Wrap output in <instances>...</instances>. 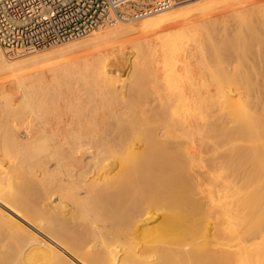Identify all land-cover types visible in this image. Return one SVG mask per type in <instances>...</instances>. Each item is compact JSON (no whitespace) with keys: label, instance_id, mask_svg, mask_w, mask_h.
<instances>
[{"label":"bare ground","instance_id":"bare-ground-1","mask_svg":"<svg viewBox=\"0 0 264 264\" xmlns=\"http://www.w3.org/2000/svg\"><path fill=\"white\" fill-rule=\"evenodd\" d=\"M214 1L0 60V264H264V14Z\"/></svg>","mask_w":264,"mask_h":264},{"label":"built area","instance_id":"built-area-1","mask_svg":"<svg viewBox=\"0 0 264 264\" xmlns=\"http://www.w3.org/2000/svg\"><path fill=\"white\" fill-rule=\"evenodd\" d=\"M187 0H0V60L83 38Z\"/></svg>","mask_w":264,"mask_h":264},{"label":"rangeland","instance_id":"rangeland-1","mask_svg":"<svg viewBox=\"0 0 264 264\" xmlns=\"http://www.w3.org/2000/svg\"><path fill=\"white\" fill-rule=\"evenodd\" d=\"M194 1H196V0H194ZM198 1V0H197ZM227 1H229L228 3H230V4H234L235 5V3H236V1H237V4L239 5V4H246L247 3V1L248 0H227ZM226 1V2H227ZM238 1H239V3H238ZM242 3H241V2ZM252 1H254V0H252ZM210 2V1H209ZM211 2H212V0H211ZM215 2H217V1H214L213 0V3H211L210 5H209V11L210 12H214L213 10L215 9V11L217 10L216 8L217 7H219L220 8V6H222L223 4L220 2V1H218L217 3L219 4V6H218V4L217 3H215ZM225 2V3H226ZM232 2V3H231ZM235 2V3H234ZM201 3V2H200ZM227 3V4H228ZM220 4H222V5H220ZM236 4V5H237ZM249 4V3H248ZM260 4V5H259ZM214 5V6H213ZM257 5V6H256ZM256 5H253L252 7V9L251 10H249L248 11V14H254L253 15V17H252V15L251 16H249L248 18H246V20H243L244 22L246 21V23H243V25L241 24V26H244V27H249V23H251L252 24V19L255 21L256 20V14H264V8H262V7H264V0H260V2H259V0H258V2L256 3ZM218 8V9H219ZM262 11V12H261ZM247 14V13H246ZM251 19V20H250ZM135 21H137V20H135ZM248 21V22H247ZM250 21V22H249ZM253 21V22H254ZM245 24V25H244ZM251 26V25H250ZM243 27V28H244ZM93 33V32H92ZM90 35V34H89ZM88 35V36H89ZM88 36H86V37H83V38H79V39H75V40H71V41H68V42H64V43H62V46H65V45H68V44H70V43H76V42H80V41H83V40H85V39H87L88 38ZM202 43H204L203 45H206V46H204V49L206 50V49H208V51L206 50L205 51V55H207V57H208V60H209V55H211L212 54V52L211 51H209V40H206V41H204L205 39H206V33L205 32H203V34H202ZM209 39V38H208ZM259 41V42H258ZM258 41H253L251 44L253 45V46H251V48H252V52H254L255 51V49L256 50H258L259 48H260V46H259V44H261L260 42H261V40H258ZM208 42V43H207ZM262 42H264V41H262ZM191 43V42H190ZM190 43H188L189 45H190ZM256 43V44H255ZM64 44V45H63ZM188 44H186L185 46L186 47H184L183 48V52L182 53H187V49L190 47ZM236 44V45H235ZM235 45V47L233 48V46ZM262 45H264V43H262L261 44V46ZM59 46H61V44H58L57 46H56V48L57 47H59ZM130 46V45H129ZM129 46H126V50H124L125 51V55H126V58H127V60H130V59H133L134 57H133V55H132V53H131V46L129 47ZM259 46V48H257ZM233 49H237V48H239L240 47V42H239V44L237 45V43H235V42H233L232 43V46H231ZM262 47H264V46H262ZM261 47V48H262ZM130 48V49H129ZM260 48V49H261ZM51 49H54V46H52L51 48L49 47V49H45V50H47V51H49V50H51ZM262 49H264V48H262ZM45 50L44 49H42V50H38V51H36V52H45ZM206 53H208V54H206ZM210 53V54H209ZM216 55H218V53L216 54ZM132 57V58H131ZM207 57H206V59H207ZM206 62H208L209 63V61H207L206 60ZM114 65V64H113ZM116 65V64H115ZM261 65H258V68L260 67ZM110 69V68H109ZM113 70V69H112ZM122 74H125V73H121L120 74V79H125L126 77H127V74H125V75H122ZM147 75V74H146ZM130 76V75H129ZM143 76H145V74L143 75ZM147 77L148 76H145L144 77V79H145V81H149L150 80V76H149V79L147 80ZM203 78V79H202ZM197 79L199 80V81H197ZM209 78H207V76L206 77H201V78H196V80L194 81V87H193V89H194V91L195 90H197V91H195L196 93L197 92H200L201 91V87H202V91L204 90V88H205V86L209 83V80H208ZM141 80H143V77H142V79ZM202 80V81H201ZM144 81V80H143ZM200 82V83H199ZM206 82H207V84H206ZM202 83V84H201ZM203 85V86H202ZM198 86V87H197ZM201 91V92H202ZM186 96L188 97V95H185V100L184 101H182L183 100V98L184 97H182V98H180V101L183 103V105L187 102L186 100Z\"/></svg>","mask_w":264,"mask_h":264}]
</instances>
